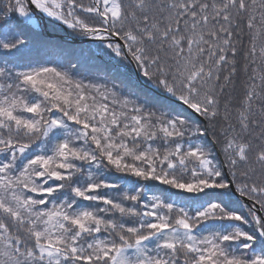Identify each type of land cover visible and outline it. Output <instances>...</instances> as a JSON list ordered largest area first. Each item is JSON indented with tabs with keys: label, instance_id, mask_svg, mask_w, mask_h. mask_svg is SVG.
Instances as JSON below:
<instances>
[{
	"label": "snow or ice",
	"instance_id": "obj_1",
	"mask_svg": "<svg viewBox=\"0 0 264 264\" xmlns=\"http://www.w3.org/2000/svg\"><path fill=\"white\" fill-rule=\"evenodd\" d=\"M0 264H264V0L0 6Z\"/></svg>",
	"mask_w": 264,
	"mask_h": 264
},
{
	"label": "trees",
	"instance_id": "obj_2",
	"mask_svg": "<svg viewBox=\"0 0 264 264\" xmlns=\"http://www.w3.org/2000/svg\"><path fill=\"white\" fill-rule=\"evenodd\" d=\"M5 3H7V0H0V6H2ZM47 32L49 34V38H57V37H62L63 36V33H55V34H53L50 28L47 29ZM245 39H247V38H245ZM90 43L91 42H89V41H83L82 43L77 41L76 43L72 44V47L79 48V47H82V46H87ZM34 54H38L40 56H47V55H55V52L50 51V50H46V49H40L38 51V53H34Z\"/></svg>",
	"mask_w": 264,
	"mask_h": 264
}]
</instances>
